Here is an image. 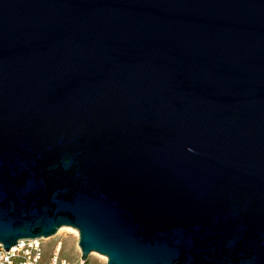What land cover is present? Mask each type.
<instances>
[{
  "label": "water",
  "instance_id": "1",
  "mask_svg": "<svg viewBox=\"0 0 264 264\" xmlns=\"http://www.w3.org/2000/svg\"><path fill=\"white\" fill-rule=\"evenodd\" d=\"M64 226L264 264V0H0V243Z\"/></svg>",
  "mask_w": 264,
  "mask_h": 264
},
{
  "label": "built area",
  "instance_id": "2",
  "mask_svg": "<svg viewBox=\"0 0 264 264\" xmlns=\"http://www.w3.org/2000/svg\"><path fill=\"white\" fill-rule=\"evenodd\" d=\"M44 240V238L22 239L10 251L0 243V264H67V261L60 256L59 245L62 241L55 244L49 261L44 262Z\"/></svg>",
  "mask_w": 264,
  "mask_h": 264
},
{
  "label": "rangeland",
  "instance_id": "3",
  "mask_svg": "<svg viewBox=\"0 0 264 264\" xmlns=\"http://www.w3.org/2000/svg\"><path fill=\"white\" fill-rule=\"evenodd\" d=\"M79 236L68 230L60 231L44 240V262L47 263L53 254L55 244L62 241V249L60 256L67 261V264H107V257L104 259L102 254L92 252L88 259H82V251L78 244Z\"/></svg>",
  "mask_w": 264,
  "mask_h": 264
},
{
  "label": "bare ground",
  "instance_id": "4",
  "mask_svg": "<svg viewBox=\"0 0 264 264\" xmlns=\"http://www.w3.org/2000/svg\"><path fill=\"white\" fill-rule=\"evenodd\" d=\"M63 230H68V231H71V232H73L77 237L79 236V232H78V230L76 229V228H74V227H71V226H64V227H62L59 231H60V233L63 231ZM45 239V238H44ZM60 246V251H61V249H62V243H61V245H59ZM95 253V252H94ZM102 257L104 258V259H106V256H104V255H102Z\"/></svg>",
  "mask_w": 264,
  "mask_h": 264
}]
</instances>
